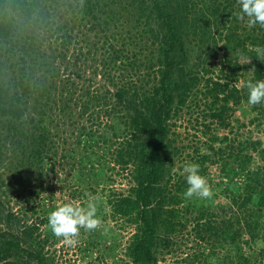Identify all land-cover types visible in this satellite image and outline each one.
Instances as JSON below:
<instances>
[{
	"label": "trees",
	"instance_id": "obj_1",
	"mask_svg": "<svg viewBox=\"0 0 264 264\" xmlns=\"http://www.w3.org/2000/svg\"><path fill=\"white\" fill-rule=\"evenodd\" d=\"M232 1L237 0H0V227L6 228L0 229V262L22 264L15 259L23 253V264H48L39 232L47 217L34 219L38 210L31 208L32 215L31 209L25 211L23 206L16 213L10 198L22 203L35 192L39 195L42 190L34 187L46 179V171L59 173V167L70 163L66 153L60 155L70 140L57 129L76 125V108L81 109L82 117L92 108L106 106L109 110L104 112L110 119L115 112H125V134L115 135L111 143L116 147L115 161L133 181L129 194L117 198L113 207L116 214L137 227L129 253L133 264H158V248L182 227L179 206L188 187L185 178L171 185L168 175L169 159L176 151L172 120L199 82L182 69L188 58L184 40L189 35L209 42L213 32L210 24L223 15L221 10L231 14L228 3ZM125 2V11L134 8L139 17L157 26L151 34L161 46V57L156 77L146 85L149 88L137 82L139 54H129L123 48L126 43L120 44L104 27L122 18L112 4ZM81 13L91 17L94 29L102 28L103 36L91 39L88 30L79 33L83 38L75 35L74 23ZM68 15L72 16L66 23L73 27L60 26L59 19ZM223 16L229 21V15ZM234 16L235 20L238 15ZM231 29L239 26L234 24ZM260 30L258 26L247 36L232 32L227 37L225 67L231 74L224 75L225 81L209 79L201 96L211 122L220 127L229 128L227 116L235 107L249 105L248 81L264 80V37ZM247 42L258 51L247 50ZM243 57L250 62L240 64ZM124 60H131L124 66L130 70L127 73L120 68ZM241 65L251 76L244 77V85L239 87L232 82L239 81ZM82 83L87 84L86 89H81ZM247 107L254 115L250 124L264 127V102ZM81 130L85 137L83 155L90 158L101 138L92 127ZM249 144L262 162L252 184L242 183L240 193L230 192L233 195L220 214L202 212L194 224L201 241L221 240L233 245V264L249 262L243 255L246 244L256 240L264 243V149L260 150L264 144ZM47 160L52 161L50 166ZM82 194L76 198L83 199ZM262 257L264 264V254Z\"/></svg>",
	"mask_w": 264,
	"mask_h": 264
},
{
	"label": "rangeland",
	"instance_id": "obj_2",
	"mask_svg": "<svg viewBox=\"0 0 264 264\" xmlns=\"http://www.w3.org/2000/svg\"><path fill=\"white\" fill-rule=\"evenodd\" d=\"M228 4V11L231 14H228L226 10H221V13L229 15V21L223 15L218 16L216 20L213 19L215 22L210 24L213 32L209 42L203 43L199 37L189 35L184 40L188 58L182 69L185 74L191 75L190 77H198L199 82L194 86L187 103L172 120L171 138L174 140L176 151L175 154H171L168 164L171 185L180 184L184 180L186 174L183 173V167L185 164L198 165L200 174L206 177L212 190V196L210 198L196 196L186 198L184 194H181L183 202L179 206L178 221L182 227L168 238L164 246L158 248V264H233L230 260L236 254V250L232 249L233 245L225 244L221 240L201 241L195 234V218L202 212L220 214L222 209L227 208L224 206L229 202L232 193L241 192L242 183L252 184L251 180L253 181V176L262 163L260 156L253 152L252 145L249 143L261 141L264 144V127H259V123L250 124L254 115L249 112L247 107L249 105L241 104L230 111L227 116L230 126L225 128L211 122L207 103L202 98L208 89L209 79L225 81L224 75L231 74V70L225 67L224 53L227 37L232 32L247 36L259 26L260 36L264 37V27L250 26L247 17L239 19L237 16L234 20L233 15H238L240 12L238 0L236 3L232 1V4ZM127 6L126 2L121 5L120 3L112 4V8L121 11L122 18L118 22H109L110 24L104 27L108 30L109 36L119 38L120 44L126 43L123 48H127L126 51L129 54H139L136 70L137 82L146 86L147 83L152 84L156 77L158 57H161L158 52L161 46L151 34V30L156 29L157 26L154 22L151 23L139 17L134 8L125 11ZM71 16H63V20L59 19L60 26L73 27V24L66 23ZM78 17L80 20L76 19L74 23L75 35L78 34L79 37L80 32L88 30L87 33L91 39L95 36H103L100 33L102 28L94 29L90 16L81 13ZM234 24L238 25L239 29L233 31L231 27ZM119 42L116 43L119 44ZM82 47L87 49L85 43H82ZM246 48L249 51H258V48L249 42ZM131 60H124L125 62L121 63L120 68L123 73L130 71L124 66L128 65ZM239 61L240 64L250 62L246 60V57ZM243 66L241 65L238 71L239 81L232 82V85L242 87L245 82L244 77L251 76V72L246 71L242 68ZM185 74L179 72L180 77L188 79ZM98 79L100 78H97L95 82H98ZM86 87L87 84H81V89H86ZM146 87L149 88V86ZM78 101L83 100L78 98ZM78 105L81 106V104ZM229 107L233 106L230 104ZM104 110L108 111L109 108L106 106L92 108L88 114L81 117V109L76 108L74 115L77 119L76 125L67 124L66 128L57 129V133L70 140L68 145H63L66 150H60V155L64 152L63 155L66 153V156L70 157V163L59 167V173L46 171V179L39 181V187H34L35 191L38 188L42 190L39 191V195L35 192L33 196L25 198L23 204L19 203L16 197L10 198V206L16 213L22 206L25 207V211L31 208L37 209V214L33 216L34 219L43 217V215L48 219V214L64 203H74L83 207L88 202L86 194L97 198V217L100 224L94 230L80 229L75 238L76 244L69 246L62 243L60 238L52 234L48 222L45 226H41L40 239L48 264H133L129 253L137 227L126 218H121L116 214L113 207L117 198L128 195L133 185L131 176L127 175L126 171L123 172L115 161L116 147H113L111 143L112 139L115 140V135L121 136L126 129L123 125L125 112H115L114 118L110 119ZM243 124L246 126L243 127ZM82 127H87V129L92 127V130H97L96 136L101 138L96 154H91L90 158L83 155L85 137L81 130ZM54 132L56 133V128ZM225 136L229 138L228 141H225ZM261 149H264V145L260 147ZM221 150L225 153H221ZM205 156L209 158L205 160ZM50 162L52 161L47 160V166L52 164ZM82 191L84 192L83 199H77V194ZM74 195L76 196L73 197ZM234 210L229 211L227 218L234 214ZM32 211L31 209L33 215ZM0 229L6 228L1 226ZM263 254L264 243L262 241L256 240V242L245 245L243 255L249 258L247 264H262ZM23 255L25 254L22 253L15 261L25 263L26 258ZM227 259L229 260L226 263Z\"/></svg>",
	"mask_w": 264,
	"mask_h": 264
},
{
	"label": "clouds",
	"instance_id": "obj_3",
	"mask_svg": "<svg viewBox=\"0 0 264 264\" xmlns=\"http://www.w3.org/2000/svg\"><path fill=\"white\" fill-rule=\"evenodd\" d=\"M240 12L238 18L247 17L250 26L260 25L264 27V0H238ZM264 51V50H262ZM249 105H256L264 102V80L248 81ZM183 173L187 182V190L184 193L186 198L193 196L210 198L212 190L207 183L206 177L199 172L196 164H185ZM88 202L81 207L73 203H64L48 214V227L52 234L60 238L62 243L72 246L77 243L75 239L80 229L94 230L100 220L97 217V198L90 194Z\"/></svg>",
	"mask_w": 264,
	"mask_h": 264
}]
</instances>
